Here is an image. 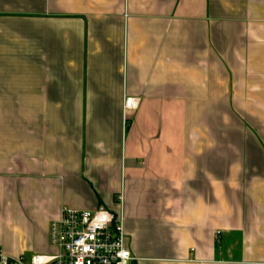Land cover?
Returning <instances> with one entry per match:
<instances>
[{
    "label": "crops",
    "instance_id": "1",
    "mask_svg": "<svg viewBox=\"0 0 264 264\" xmlns=\"http://www.w3.org/2000/svg\"><path fill=\"white\" fill-rule=\"evenodd\" d=\"M62 207L133 264H264V0H0V249Z\"/></svg>",
    "mask_w": 264,
    "mask_h": 264
},
{
    "label": "built area",
    "instance_id": "2",
    "mask_svg": "<svg viewBox=\"0 0 264 264\" xmlns=\"http://www.w3.org/2000/svg\"><path fill=\"white\" fill-rule=\"evenodd\" d=\"M140 101L126 97L124 111H136ZM53 255L10 257L0 249V264H133L121 217L99 208L78 211L62 207L51 224Z\"/></svg>",
    "mask_w": 264,
    "mask_h": 264
}]
</instances>
